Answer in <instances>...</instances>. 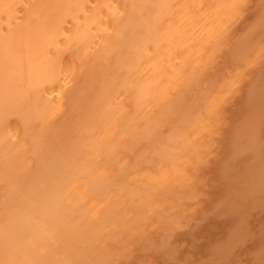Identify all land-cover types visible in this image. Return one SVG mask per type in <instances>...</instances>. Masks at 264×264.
Returning <instances> with one entry per match:
<instances>
[{"label":"bare ground","instance_id":"bare-ground-1","mask_svg":"<svg viewBox=\"0 0 264 264\" xmlns=\"http://www.w3.org/2000/svg\"><path fill=\"white\" fill-rule=\"evenodd\" d=\"M251 2L0 0V264H119L177 223L245 88L220 66Z\"/></svg>","mask_w":264,"mask_h":264},{"label":"rangeland","instance_id":"rangeland-1","mask_svg":"<svg viewBox=\"0 0 264 264\" xmlns=\"http://www.w3.org/2000/svg\"><path fill=\"white\" fill-rule=\"evenodd\" d=\"M263 4L264 2L261 5L259 0H252L246 16L237 28V34L248 37L251 43L243 45L247 39L243 41V36H240L243 42L238 43V40L237 45H233L237 46V50L231 48L233 50L228 51L230 54L226 53V59L225 56L222 59L220 71L225 72L224 74L238 69L241 71L243 67L242 71L246 75L245 80L241 81V88L245 86L247 90L241 89L242 93L234 98L235 102L230 107L232 117L226 126L222 127L215 142L218 146L214 145L212 148L210 161L198 167V176L201 179L196 187L198 195L194 200L187 201L182 215L173 216V223L177 222L176 224L163 232L151 231L152 234H149L144 242H139L141 247L138 246L139 243L129 247L127 254H131H126L119 264H264V191L260 192L261 189L258 188L263 186L259 181L262 178L259 173L264 172V24L262 29L259 25V28L254 25L255 21L261 23L263 19H260L264 18H257L263 15L259 12L264 9ZM256 43L262 45L259 47ZM254 44L256 48L262 49V61L255 58L258 49ZM235 51L237 55L234 54ZM248 54L251 58L254 55L252 59L257 60L256 65L249 64L253 68H248L249 65L244 68L248 59L244 56L248 57ZM252 59L250 61L253 63ZM237 61L243 65H238ZM244 129L248 130L249 134L244 137L246 139H241L243 135L240 133ZM259 157H263V160ZM258 159L262 161L260 166L261 161ZM253 184L258 186L251 188ZM262 189L264 190V187ZM259 193L263 198L258 196ZM152 236L155 240L151 241ZM160 238L164 241H159ZM149 241L150 244L156 241V246L152 243L154 245L150 247Z\"/></svg>","mask_w":264,"mask_h":264}]
</instances>
